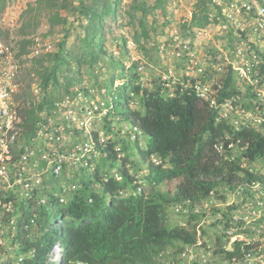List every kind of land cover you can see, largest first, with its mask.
<instances>
[{"label": "built area", "instance_id": "1", "mask_svg": "<svg viewBox=\"0 0 264 264\" xmlns=\"http://www.w3.org/2000/svg\"><path fill=\"white\" fill-rule=\"evenodd\" d=\"M207 17L209 25L200 34L210 36L214 27L228 43L208 48L202 59L191 54L183 76L171 68L162 80L170 97L196 96L215 115L216 124L232 129L215 148L224 162L241 168L240 177L251 178L232 185L223 182L198 203L173 205L171 221L183 216L175 225L196 235L195 242L179 247L176 264H264V156L250 159L249 143L235 138L241 131L264 138V0H208ZM21 74L12 48L0 41V244L2 237L13 241L29 229L23 224L26 212L35 224L37 208L50 206L52 199L66 208L83 181L91 180L98 193L111 180L123 181L117 168L103 167L101 161L113 138L104 128L109 114L106 90L101 89L98 97L94 89L76 90L45 105L37 111L35 131L27 138L24 111L31 103L43 104L46 94L36 84L28 90ZM24 95H30V104L21 100ZM134 131L142 133L137 127ZM115 149L120 151L118 145ZM139 183L133 182L137 190L131 194L124 189L120 195L141 194ZM56 247L53 252L59 249V258L54 262L62 264V248ZM171 255L163 252L158 262L173 263Z\"/></svg>", "mask_w": 264, "mask_h": 264}, {"label": "trees", "instance_id": "2", "mask_svg": "<svg viewBox=\"0 0 264 264\" xmlns=\"http://www.w3.org/2000/svg\"><path fill=\"white\" fill-rule=\"evenodd\" d=\"M77 9L80 18L85 16L90 21L87 46L91 50L90 56H94L97 51H103L102 45L95 40L101 36V27L95 22L111 15V6L106 5L101 12L100 6L90 8L81 0ZM25 43L21 55L26 52ZM63 52L64 45H61L56 54L57 65L64 63ZM57 81V67L41 76L39 85L46 96L43 104L24 111L27 138L35 131L37 111L54 100L76 94L75 86L60 92ZM129 84L124 83L122 88L107 95L109 114L104 128L111 134L112 117L120 118L148 137L147 149L141 152L142 161H148V188L142 194L120 195L124 189L131 194L137 187L133 186L134 176L119 171L123 181L111 180L100 193L96 187H91V180L83 181L82 188L62 212L55 199L48 207H38L35 224H31V213L26 212L23 224H29V229L11 242L19 244L16 264H59L50 258L57 243L62 247V264H162L158 260L163 252L178 254L181 245L196 241L195 234L171 221L170 210L175 203H198L223 182L232 185L251 178L240 177L241 168L236 163L222 160L215 145L233 131L225 123L216 124L215 115L196 96L144 94L136 86L133 93L142 95V99L137 107H133ZM235 138H240L243 144L249 143L247 156L250 159L264 156L261 135L241 131ZM117 144L119 140L113 137L106 148L107 157L101 160L103 167L114 168V163L119 161L115 151ZM98 176H95L96 180ZM90 198L92 203H89ZM50 210H57L55 225L49 224ZM34 225L38 230L32 232L30 229ZM176 262L173 260L171 264Z\"/></svg>", "mask_w": 264, "mask_h": 264}, {"label": "rangeland", "instance_id": "3", "mask_svg": "<svg viewBox=\"0 0 264 264\" xmlns=\"http://www.w3.org/2000/svg\"><path fill=\"white\" fill-rule=\"evenodd\" d=\"M82 1L90 8L100 6L101 12L108 4L112 10L111 15L95 22L101 27V36L95 40L102 45L103 51H97L94 56H90L91 50L87 46L90 21L85 16L80 18L77 9L81 0H0V41L12 48L28 90L32 85H39L43 74L57 67V89L60 92L75 86L76 90L83 89L88 93L94 89V95L98 97L99 91L105 89L104 100L107 101L112 90L116 92L124 83L131 82L129 95L132 106L137 107L142 95H134L136 86L144 94L168 95L170 90L162 80L165 72L172 68L183 76L184 64L191 54L202 59L208 48L228 43L226 36L214 27L210 36L204 37L199 32L209 25L208 0ZM24 43L26 52L21 55ZM61 45H64V63L57 65L56 54ZM21 100L30 104V95L21 96ZM29 108H33L32 103ZM112 122L111 134L119 140L117 145L120 147L119 152L114 150L120 160L111 166L134 176L145 191L148 188L146 177L150 172L148 161H142L141 152L147 149L148 137L135 132L133 126L120 118L112 117ZM134 136L136 139H132ZM63 182L70 183L57 181L58 184ZM29 207L27 202L25 210ZM64 209V206L60 207L61 212ZM55 212L57 210L48 212L50 225L56 223ZM22 213L23 208L17 211L18 218ZM183 219L178 216L172 222ZM30 230L34 232L38 228L34 225ZM21 234L24 232L18 233L14 240ZM2 241L0 264H16L19 244L17 241L11 243L7 236L2 237ZM171 257L177 260L175 252ZM51 258L53 262L59 258V249H55Z\"/></svg>", "mask_w": 264, "mask_h": 264}, {"label": "clouds", "instance_id": "4", "mask_svg": "<svg viewBox=\"0 0 264 264\" xmlns=\"http://www.w3.org/2000/svg\"><path fill=\"white\" fill-rule=\"evenodd\" d=\"M117 169H118V168H117ZM135 181H137V180H135ZM138 183H139V182H138ZM140 185H141V184L139 183L138 186H140ZM142 188H143V187H142ZM143 192H144V190L142 191V193H143ZM142 193H141V194H142ZM57 245H60V244L57 243L55 246H57ZM60 246H61V245H60ZM61 248H62V247H61ZM53 250H54V248H53ZM53 250H52V252H53ZM50 258H51V256H50ZM51 261H52V260H51Z\"/></svg>", "mask_w": 264, "mask_h": 264}]
</instances>
